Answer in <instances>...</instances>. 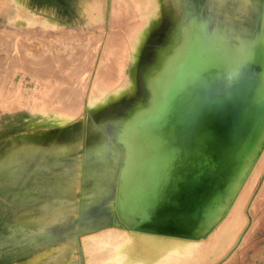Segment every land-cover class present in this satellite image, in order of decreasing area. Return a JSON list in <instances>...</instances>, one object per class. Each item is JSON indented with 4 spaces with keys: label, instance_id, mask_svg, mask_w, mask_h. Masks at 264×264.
<instances>
[{
    "label": "bare ground",
    "instance_id": "bare-ground-1",
    "mask_svg": "<svg viewBox=\"0 0 264 264\" xmlns=\"http://www.w3.org/2000/svg\"><path fill=\"white\" fill-rule=\"evenodd\" d=\"M40 1L0 0V12L11 24L31 29L36 26L58 28L68 23L67 19L59 18L54 8ZM62 1L68 9V0ZM212 1L210 7L217 10V14L202 5L185 7L172 41L146 71L148 99L138 102L117 124L114 138L106 141L109 151L100 150L99 141L86 143L85 161L89 164L83 166L81 182L84 185L88 179L99 175L101 163L90 162V159L96 161L106 152L108 160H122V163L120 171L110 168L112 177L108 181L117 187L118 213L108 214L114 223L104 226L98 238L91 237L94 243L82 245L79 258H74L71 251L74 247L61 239L66 226L60 224L55 213L46 210V205L55 201L37 204L38 185L31 184L39 179L41 172L44 176L54 173V181L47 180L42 186L52 187L55 193L72 192V183L62 173L58 174L56 168L62 164L60 155L67 150L64 126L84 110L80 107L77 112L75 102L69 108L52 111L40 119L30 118L23 129L14 132L26 138L22 148L33 160L27 174L22 176H18L14 166L19 159L1 169L7 180L5 184L0 182L5 193V197L0 195V219H3L0 229L5 228L7 233L0 232V245H3L0 256L4 253L3 258L12 260L13 264H213L232 247L249 219L246 209L257 184L251 181L252 174L237 171L232 160L235 156L255 159L264 155V71L260 81L256 68L246 67L243 62L260 35L263 37L260 45L264 47V0ZM69 2L76 4L77 0ZM108 3L109 0H79L78 6L86 23L102 26ZM234 3L243 12L237 19L230 9ZM109 6L111 15L125 11L152 13L161 8L159 0H110ZM216 21L221 23L222 40L214 24ZM205 23H209L207 34ZM125 24L136 26L135 22ZM126 40L120 34H113L101 64L110 67L121 64V52L129 47ZM132 46L133 50L140 47L137 42ZM118 50H121L119 57L114 52ZM132 55L135 57V51ZM258 57L256 54L255 58ZM102 72L104 70L98 71L95 78L96 87L108 83ZM114 74L108 76L114 77ZM171 84H176L177 90L170 98ZM92 92L93 97L83 106L88 114L89 105L97 106L108 97L104 94L95 97L96 92ZM55 104L53 99L48 107ZM1 106L12 110L8 94L0 98ZM169 167H173L175 179L168 184L163 175ZM247 167L248 164L244 170ZM224 177L232 180L226 181ZM36 205L38 211H28ZM155 205L157 212L147 218L146 208ZM94 215L83 210L78 214L86 219ZM97 216L104 219L107 214L99 211ZM87 228L93 227L85 224L80 227ZM57 242H63L60 251L47 252L41 258L34 255ZM28 258L32 259L29 263ZM23 259L26 260L20 263Z\"/></svg>",
    "mask_w": 264,
    "mask_h": 264
},
{
    "label": "rangeland",
    "instance_id": "rangeland-1",
    "mask_svg": "<svg viewBox=\"0 0 264 264\" xmlns=\"http://www.w3.org/2000/svg\"><path fill=\"white\" fill-rule=\"evenodd\" d=\"M40 2L46 3L49 8H54L59 18L61 20L67 19L68 23L58 28L45 29L44 27L36 26L31 29V27L29 28L22 24H11L7 16L0 12V98L8 94L12 109L8 110L2 106L0 107V165L2 164L0 166V182L5 184L7 180V177L2 173V167L8 166L19 159L14 166H16L15 171L18 172V176H22L27 174L29 164L32 163L33 159L27 157L25 150L22 148V143H24L26 138L24 139L14 134V132L24 128L28 119H40V116L47 115L52 111L69 108L75 102L77 103L75 107V109H78L77 112L82 107L84 111L64 126V140L67 150L60 155L62 164L56 168L58 174L62 173V176H65L72 183V192L55 193L52 187L42 186L47 180L48 182L54 181L56 176L54 173H48V176H44L41 172L39 179L33 180L31 184L38 185L36 188L39 194L37 204H47L49 201H55L53 204H47L46 210L49 213H55L60 224L66 226L65 233L61 236V239L64 244L68 243L74 247L71 251L75 256L74 258L77 259L82 253V245L94 243L91 237L98 238L103 229L114 223L108 214L112 211L118 213L116 208L117 187L108 184V181L112 177L110 168L114 167L116 171H120L122 160H108L109 154L106 152L109 151V146H107L108 148L105 146L109 138H114L112 132L113 122L128 112L132 105L138 102H145L148 99L150 90L146 83V71L155 63L160 51L172 41V36L184 15L185 7L193 4L196 8H200L202 5L213 14H217L218 11L210 7L212 0H159L161 8L156 12H152L153 14L147 10L133 14L125 11L111 15L109 0L106 5L107 8H105L102 26H96L86 23L79 10V0H77L76 4H71L68 0V9L62 0H41ZM230 9L236 19L242 16L243 12L239 11L235 3L230 5ZM69 13L72 14L69 16ZM113 16L115 17L113 18ZM126 22H135L136 26L128 27L125 24ZM115 23L118 25L116 28L114 27ZM214 24L220 34V40H222L221 23L216 21ZM204 29L207 34L209 23H205ZM113 34H120L125 40L127 39V46H129L122 52L121 50L114 51L118 57L119 53H122L119 57L121 61V64H118L119 68L118 66L110 67L107 64H101L103 62L102 57L107 51L105 49L107 43ZM262 39L263 37L260 35L243 58V62L247 64L246 67L254 66L256 68L260 81L263 79L264 71V47L260 45ZM135 42L140 47L133 50L132 43L135 44ZM133 51H135V57L132 55ZM256 54H259L257 59L255 58ZM101 70H104L102 75H104L108 83H104V86L96 87L95 78L98 75V71ZM105 70H110V72ZM111 71L117 75L115 76L114 74V77L108 76L113 74ZM131 74L132 80H129L128 78ZM176 90V84H171L168 94L170 98ZM92 91L96 92L95 97L98 95L102 96V94L108 95V97L106 102L102 101L97 106H94V104L89 105L88 114L84 107H86L89 97H93ZM109 92L114 96L109 95ZM53 99L56 104L54 107H48ZM165 102L166 98L164 97ZM113 107L114 109H112ZM3 109L5 112H3ZM104 125L106 126L104 127ZM91 140L102 143L99 146L100 150L106 152L99 156L100 159L96 161L94 159L89 160L90 162L101 163V166H99V175L91 177L84 185L81 182L83 166L85 168L89 164L85 161V145ZM39 141L41 142L42 139L39 138ZM94 156L98 155L94 154ZM259 157L263 159L260 160ZM232 161L237 171H245L248 174H252L253 179L251 181L254 184L256 181L257 184L251 197L252 200L250 199L246 209L249 218L247 224L234 241L232 247L213 264H264V155L260 154L255 159L246 155L235 156ZM246 164H248V167L244 170ZM172 169L173 167H169L163 175V180L168 184L173 183L175 179V173ZM30 175L33 176L34 173L31 172ZM219 178L222 179L220 176ZM224 179L226 181L232 180L231 177H224ZM3 191L2 185L0 186L1 197H5ZM159 205L160 203H158ZM157 207L155 205V207L146 208L147 218L149 217L150 219V215L157 212ZM38 209V205H36L28 211L36 212ZM82 210L88 213L93 212L95 215L91 219L80 218L78 214ZM99 211L106 212V218H98L97 213ZM120 220L125 222L123 219ZM35 221L39 222L40 220L35 218ZM2 223L3 219H0V228ZM84 224L93 228L80 229ZM34 227L36 228L38 225ZM4 229H0L2 234L7 233V230L5 229L4 231ZM63 242L55 243L48 250L36 251L34 255L37 258H41V255H45L47 252L60 251ZM1 248H3V245H0V250ZM3 256L4 253L0 256V264H13L12 260L3 258ZM25 260L23 259L20 263ZM31 261V258L26 260L27 263Z\"/></svg>",
    "mask_w": 264,
    "mask_h": 264
},
{
    "label": "crops",
    "instance_id": "crops-1",
    "mask_svg": "<svg viewBox=\"0 0 264 264\" xmlns=\"http://www.w3.org/2000/svg\"><path fill=\"white\" fill-rule=\"evenodd\" d=\"M143 102H144V101H143ZM135 105H136V104L132 105L131 108L128 110V112H126L123 116L119 117L116 121L113 122V125H112V128H113V129H112L113 135H114V132H115V129H116L117 124L121 121V119H122L123 117H125L126 115L129 114V111H131V110L134 108ZM114 123H115V124H114Z\"/></svg>",
    "mask_w": 264,
    "mask_h": 264
}]
</instances>
